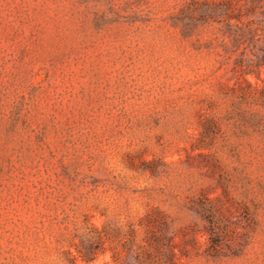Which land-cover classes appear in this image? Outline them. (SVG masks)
I'll list each match as a JSON object with an SVG mask.
<instances>
[{
    "label": "rangeland",
    "instance_id": "rangeland-1",
    "mask_svg": "<svg viewBox=\"0 0 264 264\" xmlns=\"http://www.w3.org/2000/svg\"><path fill=\"white\" fill-rule=\"evenodd\" d=\"M190 1L0 0V264H70L90 229L121 236L74 264H264V70Z\"/></svg>",
    "mask_w": 264,
    "mask_h": 264
},
{
    "label": "trees",
    "instance_id": "trees-1",
    "mask_svg": "<svg viewBox=\"0 0 264 264\" xmlns=\"http://www.w3.org/2000/svg\"><path fill=\"white\" fill-rule=\"evenodd\" d=\"M186 13L192 27L197 21L222 23L228 37L232 38L231 43L224 46V61L233 62L234 72L247 84H250L249 76H260L264 70V0H192L187 6ZM245 46L246 49L243 48ZM241 48L242 51L239 52ZM142 226L148 228L146 224H141L140 227ZM131 233L135 236L137 230L132 229ZM120 236L118 230L113 234L106 230L90 229L85 235L80 236L81 246L76 248L77 254L68 253L67 261L74 264L80 258L92 262L103 249L105 241L114 243ZM166 248L168 253L165 256L166 261L162 258L157 264H175L174 247L171 245ZM113 250V258L117 261L120 251L118 247H114ZM125 252L129 254L131 248H125ZM155 252L160 253L159 247L154 248L149 242L145 245L139 244L137 251L134 252V259L138 264H155L153 261Z\"/></svg>",
    "mask_w": 264,
    "mask_h": 264
}]
</instances>
